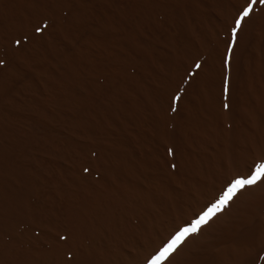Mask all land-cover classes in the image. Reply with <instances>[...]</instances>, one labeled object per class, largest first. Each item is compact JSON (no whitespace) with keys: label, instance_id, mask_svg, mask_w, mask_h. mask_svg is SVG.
<instances>
[{"label":"rangeland","instance_id":"obj_1","mask_svg":"<svg viewBox=\"0 0 264 264\" xmlns=\"http://www.w3.org/2000/svg\"><path fill=\"white\" fill-rule=\"evenodd\" d=\"M250 2L0 0V150L8 153L0 177H19L13 189L30 208L27 222L4 234L0 254L63 246L70 209L88 202L99 219L92 213L85 244L108 261L121 249L117 261L139 256L197 218L223 180L255 174L264 163L260 0L232 43Z\"/></svg>","mask_w":264,"mask_h":264},{"label":"bare ground","instance_id":"obj_2","mask_svg":"<svg viewBox=\"0 0 264 264\" xmlns=\"http://www.w3.org/2000/svg\"><path fill=\"white\" fill-rule=\"evenodd\" d=\"M179 8V7H178ZM180 25V24H179ZM190 30V29H189ZM188 30V31H189ZM190 32V31H189ZM183 34V33H182ZM181 34V35H182ZM183 36V35H182ZM188 36V35H187ZM189 37V36H188ZM173 38V37H172ZM189 44V43H188ZM187 44V45H188ZM182 46V45H181ZM170 48V47H169ZM175 52V51H174ZM181 57V56H180ZM184 57V55H183ZM175 60V59H174ZM173 63V62H172ZM170 67V66H169ZM224 69V68H223ZM238 73V71H237ZM176 75V74H175ZM201 78V77H200ZM206 81V80H205ZM207 83V82H206ZM205 83V84H206ZM210 83V82H209ZM244 83V82H243ZM202 85V84H201ZM171 86V85H170ZM204 88V87H203ZM205 91V90H204ZM257 91V90H256ZM214 92V91H213ZM263 92V91H262ZM166 93V92H165ZM211 93V91H210ZM235 93V92H234ZM164 94V93H163ZM263 94V93H262ZM242 95V94H241ZM124 96V95H123ZM218 96V95H217ZM234 96V95H233ZM262 96V95H261ZM149 97V96H148ZM260 97V96H259ZM250 98V97H249ZM263 98V97H262ZM253 99V98H252ZM209 100V104H212V98L208 99ZM207 100V101H208ZM211 100V101H210ZM217 100V99H216ZM238 100V99H237ZM142 101V100H141ZM146 101V100H145ZM263 101V100H262ZM113 102V101H112ZM147 102V101H146ZM138 103V102H137ZM252 103V102H251ZM264 103V102H263ZM262 103V104H263ZM208 104V105H209ZM210 104V106H211ZM250 104V103H249ZM257 104V103H256ZM260 103V105H262ZM111 105V104H110ZM163 105V104H162ZM117 106V105H116ZM141 106V105H140ZM161 106V105H160ZM209 106V108H210ZM137 107V106H136ZM142 107V106H141ZM245 107V106H244ZM259 107V106H258ZM264 107V106H263ZM128 108V107H127ZM151 108V107H150ZM207 108V107H206ZM242 108V107H241ZM261 108V106H260ZM237 109V108H236ZM254 109V108H253ZM113 110V109H112ZM207 110V109H206ZM256 110V109H255ZM140 111V110H139ZM245 111V110H244ZM248 111V110H247ZM131 112V111H130ZM165 112V111H164ZM211 112V111H210ZM156 113V112H155ZM212 113V112H211ZM243 113V112H242ZM251 113V112H250ZM132 114V113H131ZM253 114V113H252ZM261 114V113H260ZM263 114V113H262ZM261 114V115H262ZM213 115V114H212ZM245 115V114H244ZM115 116V115H114ZM124 116V115H123ZM126 116V115H125ZM135 116V115H134ZM156 116V115H155ZM162 117V116H161ZM165 117V116H164ZM197 117V116H196ZM262 117V116H261ZM241 118V117H240ZM253 118V117H252ZM263 118H264V114H263ZM198 119V118H197ZM242 119V118H241ZM248 119V118H247ZM254 119V118H253ZM88 120V119H87ZM234 120V119H233ZM89 121V120H88ZM199 121V120H198ZM264 121V120H263ZM80 122V121H79ZM118 122V121H117ZM195 122V121H194ZM246 122V121H245ZM257 123V122H256ZM263 123V122H262ZM204 125V124H203ZM261 125V122H260ZM259 125V126H260ZM94 126V125H93ZM157 126V125H156ZM188 126V125H187ZM190 126V125H189ZM258 125L254 127V129L257 130V127H259ZM262 126V125H261ZM260 126V127H261ZM92 128V127H91ZM188 128V127H187ZM206 128V127H205ZM237 129H239L238 127H236ZM247 128V127H246ZM162 129V128H161ZM253 129V131H254ZM183 130V129H182ZM262 130V128H261ZM252 131V132H253ZM258 131L259 128H258ZM239 132V131H238ZM263 132V131H261ZM260 132V133H261ZM160 133V132H159ZM240 133V132H239ZM255 133V132H254ZM162 134V133H161ZM258 134V132L256 133ZM263 134V133H261ZM260 134V136H261ZM254 136V134H253ZM252 136V137H253ZM258 136V137H260ZM239 137V136H238ZM248 137V134H247ZM264 137V136H263ZM163 139V137H161ZM160 138V139H161ZM221 138V137H220ZM245 138V137H243ZM242 138V139H243ZM250 138V137H249ZM173 139V138H172ZM256 139V138H255ZM253 138V140H255ZM259 139V138H258ZM240 140V139H239ZM264 140V138H263ZM171 141V140H170ZM223 141V140H222ZM245 142V140H243ZM248 141V140H247ZM162 142V141H161ZM235 142V141H234ZM250 142L251 138H250ZM262 143V142H261ZM264 143V141H263ZM239 144V143H238ZM247 144V143H246ZM256 144V142H255ZM243 145V144H242ZM241 146V145H239ZM246 146V145H245ZM254 146V145H252ZM260 146V145H259ZM263 146L262 148V153H261V157H263L264 159V144L261 145ZM257 145L255 146V150H256ZM261 148V147H260ZM253 149V148H252ZM222 151V149H220ZM258 150V147H257ZM253 151V150H251ZM255 152V151H254ZM126 153V152H125ZM244 153V152H243ZM249 153V152H248ZM251 153V152H250ZM258 153V152H257ZM260 153V152H259ZM120 155V154H119ZM126 156V155H125ZM251 157V155L248 156V158ZM256 157H260L256 156ZM260 157V158H261ZM238 158V157H237ZM253 158V157H251ZM8 159V153L5 150H0V170H4L7 169L6 167V162ZM244 159V158H243ZM130 160V159H129ZM254 160V159H253ZM257 160V159H255ZM254 160V161H255ZM243 160H241L242 162ZM245 161L247 162V160L245 159ZM183 162V161H182ZM253 162V161H252ZM136 163V162H135ZM252 164V163H251ZM110 165V164H109ZM112 165V164H111ZM132 165V164H131ZM246 165V163H245ZM255 165V164H254ZM10 167V166H9ZM250 167V166H249ZM248 167V168H249ZM254 167V166H253ZM11 169V168H10ZM9 170V168H8ZM129 170V169H128ZM191 170V169H190ZM251 170V169H250ZM129 172V171H128ZM18 173V172H17ZM1 174V171H0ZM6 176V175H5ZM15 176H17L15 174ZM125 177V176H124ZM19 177H0V243L3 241V236L4 234L7 235L6 232H10L9 230L14 229L16 226H20V223L23 222H27V213L26 211L28 210V203L26 202V197L27 194H20L13 189V184H12V180H16ZM24 178V177H23ZM28 178V176L26 177ZM25 178V179H26ZM238 178H244V179H248L251 177H233V179L231 178V181L229 179V181L227 180H223L222 183L220 184V186L218 187L217 191L215 192L214 196L215 200L210 203H203L200 205V212L197 218L192 219L191 223L187 224L185 222H182V225L179 227L177 225H179V223L175 226L178 227L177 230H172L173 233L169 234V230L166 231L167 234H169L167 236V234H163L164 236L163 239L161 237V239L154 240L151 243L149 242V246L146 247V249H144L145 251H143V253H141V255L136 256V254H133L135 256H131V252L129 253V257L124 256L123 258H120L119 261H117V259L120 257V255L122 256V249H121V254L119 251V257H117V259H110V261H108V259L106 260V258L104 256H102V258H99V255L97 254V250H94L92 247H90L89 245L85 244V240L86 237L90 234L91 232V222L90 219L93 216V207H91L88 202H85L87 204L84 203V205H81L80 207L77 208H71L69 211V223L71 226V230L69 231V233L67 234L68 238L65 244H63V246H52V248L50 250H39L38 252H35L33 254H28V255H24L23 258H19L16 257L15 255H13L10 252H2L0 254V264H151V261L153 259V257H155L159 251L165 247L167 245V243H169L180 231H182L184 228L187 227H191L192 224L194 223V221L196 219H198L201 215L204 214V212H206L209 208H211L213 205H215L225 194V192L227 191V189L230 187V183H232L234 180L238 179ZM24 179V181H25ZM207 179V178H206ZM23 179H20V181ZM29 180V179H27ZM23 182V181H22ZM21 182V183H22ZM26 182V181H25ZM23 182V183H25ZM196 182V181H195ZM207 183V182H206ZM73 184V183H72ZM16 185V184H14ZM22 184H20L21 186ZM24 185V184H23ZM26 185H28V183H26ZM31 185V184H29ZM129 185V183H128ZM205 185V184H204ZM130 186V185H129ZM113 187V186H112ZM112 187H109L112 189ZM134 187V186H133ZM199 187V186H197ZM202 187V186H201ZM206 187V186H205ZM204 187V188H205ZM212 187V186H211ZM18 188V187H17ZM23 188V187H22ZM29 188V187H28ZM106 188V187H105ZM141 188V187H140ZM208 188V187H207ZM210 188V187H209ZM208 188V190H210ZM27 189V187H26ZM85 189V188H84ZM89 189V188H88ZM142 189V188H141ZM213 189V188H212ZM211 189V190H212ZM90 190V189H89ZM94 190V189H93ZM105 190V189H104ZM124 190V189H123ZM211 190L209 192H211ZM103 191V190H102ZM192 191V190H191ZM197 191V190H196ZM23 192V190H22ZM26 192V191H25ZM24 192V193H25ZM86 192V191H85ZM110 192V191H109ZM128 192V191H127ZM208 192V191H207ZM206 192V193H207ZM213 192V191H212ZM211 192V195H212ZM27 193V192H26ZM94 193V192H93ZM100 193V192H99ZM111 193V192H110ZM184 193V192H183ZM193 193V192H192ZM196 193V192H195ZM31 194V193H30ZM90 194V193H89ZM101 194V193H100ZM109 194V193H108ZM194 194V193H193ZM202 194V193H201ZM26 195V196H25ZM29 195V194H28ZM75 195V194H74ZM95 195V194H94ZM127 195V194H126ZM129 195V193H128ZM144 195V194H143ZM159 195V194H158ZM200 195V193L198 194L197 192V196ZM207 195V194H206ZM204 195V196H206ZM98 196V200L101 201V199H99V194L96 195V197ZM105 196V195H104ZM103 196V197H104ZM133 196V195H132ZM147 196V195H146ZM145 196V197H146ZM154 196V195H153ZM187 196V195H186ZM195 195H192L191 197H193ZM202 196V195H201ZM209 196V195H208ZM29 197V196H28ZM95 202L96 203V199ZM102 197V198H103ZM150 197V195L148 196ZM152 197V196H151ZM196 197V196H195ZM203 197V196H202ZM101 198V195H100ZM108 199L110 197H107ZM112 198V197H111ZM114 198V197H113ZM198 200L199 197H196ZM201 198V197H200ZM199 198V200H200ZM208 197V200L209 201ZM87 199V198H86ZM91 199V197L89 198ZM93 199V197H92ZM105 199V198H104ZM128 199V198H127ZM150 199V198H149ZM187 199V198H186ZM202 199V198H201ZM113 200V199H111ZM115 200V199H114ZM118 200V199H117ZM192 200V199H191ZM80 201V200H78ZM87 201V200H86ZM119 201V200H118ZM121 201V200H120ZM77 202V201H76ZM84 202V201H83ZM82 202V203H83ZM99 202V201H98ZM96 203V205L98 206L100 203ZM111 201H109L110 203ZM193 202L194 199H193ZM78 203V202H77ZM92 203V202H91ZM103 203V202H102ZM105 203V202H104ZM118 203V202H117ZM185 203V202H184ZM190 203V202H189ZM93 204V203H92ZM111 204V203H110ZM115 204V203H113ZM120 204V203H119ZM127 204V203H126ZM107 205V204H106ZM105 205V206H106ZM124 205V204H123ZM155 205V204H154ZM153 205V206H154ZM79 206V205H78ZM95 206V205H93ZM100 206V205H99ZM96 207V208H100L101 209V213L102 211L107 212L103 207L104 210H102L101 206L100 207ZM107 207V206H106ZM113 207V206H111ZM118 207V206H117ZM197 207V206H195ZM32 208V207H31ZM170 208H172L170 206ZM169 208V209H170ZM198 208V207H197ZM30 209V208H29ZM100 209H96V211L100 210ZM109 209V208H108ZM126 209V208H125ZM168 209V210H169ZM67 210V208H66ZM110 210V209H109ZM167 210V212H168ZM171 210V209H170ZM169 210V211H170ZM173 210V209H172ZM175 210V209H174ZM174 210L171 211L174 213ZM177 210V209H176ZM175 210V211H176ZM194 210V209H193ZM178 211V210H177ZM176 211V212H177ZM189 211V210H188ZM186 211V213L188 212ZM196 211V210H195ZM32 212V211H30ZM48 212V211H47ZM112 211H109V213L107 214H111ZM150 212V211H149ZM184 212V211H183ZM181 212V213H183ZM33 213V212H32ZM42 213V211H41ZM50 213V212H49ZM54 213V212H53ZM135 213V212H134ZM138 213V212H137ZM178 213V212H177ZM186 213H184V215H186ZM37 213H34V216ZM94 214V213H93ZM99 211H98V215H99ZM125 214V213H124ZM132 214V213H131ZM168 214V213H167ZM172 214V213H171ZM191 214V213H190ZM46 215V214H45ZM97 215L94 214V216ZM101 215V214H100ZM103 217L105 216L104 214H102ZM101 215V216H102ZM137 215V214H136ZM142 215V214H141ZM159 215V214H158ZM177 214H174V216H176ZM193 215L195 216L196 214ZM31 213L29 215V218L31 217ZM40 216V215H39ZM48 216V215H47ZM109 216V215H108ZM113 214L110 216L111 218H115L112 217ZM155 216V215H154ZM162 216V215H161ZM161 216H158V219L161 218ZM165 218H168L167 216L169 215H164ZM173 216V217H174ZM37 217V216H36ZM109 217V219H111ZM124 217V216H122ZM156 217V216H155ZM172 218V216H169ZM188 217V216H187ZM196 217V216H195ZM40 217H38L39 219ZM50 218V217H49ZM97 218V216L93 217ZM101 218V217H100ZM106 218V217H104ZM163 218V216H162ZM186 218V217H184ZM37 219V218H36ZM52 219V218H50ZM92 219V221H94ZM99 219V218H97ZM103 219V218H101ZM113 219H111L110 221L107 220L108 222H111ZM117 219V218H116ZM141 219V218H140ZM170 219V218H169ZM178 219V218H177ZM183 219V218H181ZM188 219V218H187ZM31 220V219H30ZM30 220L28 222H30ZM35 220V218L33 219V221ZM43 220V219H42ZM147 220V219H146ZM155 220V219H154ZM163 220V219H162ZM171 220V219H170ZM190 220V219H189ZM188 220V221H189ZM44 221V220H43ZM42 221V222H43ZM102 221V220H101ZM157 221V220H156ZM164 221V220H163ZM175 221V219H174ZM179 220H177L176 222H178ZM183 221V220H180ZM179 221V222H180ZM187 221V222H188ZM32 222V220H31ZM54 222V221H53ZM63 223V221H61ZM100 222V220H99ZM104 222V221H103ZM101 222L102 225H104V223ZM118 222V221H117ZM116 222V223H117ZM173 222V219H172ZM171 222V223H172ZM33 223V222H32ZM39 223V222H38ZM41 223V221H40ZM57 223V222H56ZM55 223V224H56ZM107 223V222H106ZM162 223V221L160 220V224ZM34 224V223H33ZM32 224V225H33ZM100 224V223H99ZM100 224V226H101ZM113 224V222L111 223ZM141 224V223H139ZM167 224V223H166ZM170 224V223H169ZM23 225V224H22ZM30 225V224H28ZM31 225V226H32ZM44 225V224H41ZM143 225V224H142ZM147 223L144 225L145 227ZM158 225V224H157ZM156 228L159 227L160 225L157 226ZM173 225V224H171ZM18 226V227H19ZM47 226V225H46ZM62 226V225H61ZM60 226V227H61ZM65 226V225H64ZM98 226V224H97ZM127 226V225H126ZM129 226V225H128ZM143 226L142 229H144L145 227ZM152 226V225H151ZM166 226V225H165ZM33 227V226H32ZM43 227V226H42ZM58 227V225H57ZM104 227V226H103ZM107 227V226H105ZM131 227V225H130ZM150 227V226H149ZM147 227V231L148 228ZM169 227V225H168ZM59 228V227H58ZM151 228V227H150ZM153 228V226H152ZM17 229V228H16ZM28 229V228H27ZM30 229V228H29ZM141 229V231L143 232V230ZM167 229V228H166ZM165 229V230H166ZM176 229V228H174ZM40 230V229H39ZM103 230V229H102ZM117 230V229H116ZM126 230V229H125ZM165 230H162L164 233ZM29 231V230H28ZM31 231V229H30ZM29 231V232H30ZM95 231V229H94ZM127 231V230H126ZM130 231V230H128ZM133 231V230H132ZM137 231V230H136ZM151 231V230H150ZM16 232V230H15ZM15 232H13V234L15 235ZM28 232V233H29ZM33 232V231H32ZM99 232V230H98ZM97 232V234H98ZM153 232V231H152ZM64 233V232H63ZM96 233V231H95ZM129 233V232H128ZM150 233V232H149ZM10 234V233H8ZM19 234V233H18ZM17 234V236H18ZM25 234V233H24ZM27 234V233H26ZM32 234V233H30ZM118 234V233H117ZM120 234V233H119ZM118 234V235H119ZM125 234V232H124ZM123 234V235H124ZM145 234V233H144ZM144 234L142 235L141 233V237L143 239H145L147 236V234L144 236ZM154 233H152L153 237H156L155 235H153ZM28 235V234H27ZM127 235V234H126ZM140 235V234H139ZM16 236V235H15ZM16 236V237H17ZM120 236V235H119ZM118 236V237H119ZM137 236V235H135ZM134 236V237H135ZM14 238V239H18V238ZM22 237V235H21ZM26 237V236H25ZM90 237V235L88 236ZM121 237V236H120ZM123 237V236H122ZM130 237V236H129ZM12 238V237H11ZM150 238V237H149ZM7 239V238H6ZM93 238L92 240L95 241ZM141 239V238H139ZM148 239V238H147ZM146 239V240H147ZM156 239V238H155ZM9 240V239H8ZM21 240V239H20ZM150 240V239H148ZM10 241V240H9ZM13 241V239H12ZM19 241V240H18ZM18 241H15L18 242ZM147 242V241H146ZM92 243V242H91ZM56 244V243H55ZM94 244V243H93ZM147 244V243H146ZM57 245V244H56ZM83 245L84 249L81 250L79 247ZM110 245V244H109ZM119 245V244H118ZM82 246V248H83ZM109 247V246H108ZM111 247V246H110ZM109 247V248H110ZM97 248V247H96ZM108 248V249H109ZM118 248V246H117ZM129 248V247H128ZM2 249V248H1ZM10 249V248H9ZM23 248H20V250ZM107 249V250H108ZM116 249V248H115ZM26 250V249H25ZM28 250V248H27ZM111 250V248H110ZM118 250V249H117ZM120 250V249H119ZM101 251V249H100ZM112 251V250H111ZM110 251V252H111ZM116 251V250H115ZM126 251V250H125ZM129 251V250H128ZM20 252V251H19ZM22 252V250H21ZM25 253V251H23ZM108 252V251H107ZM109 253V252H108ZM18 254V253H17ZM21 254V253H20ZM69 254H72V256H69ZM112 254L109 253L108 256ZM117 254V253H116ZM131 254V255H130ZM118 255V254H117ZM113 257H116L114 255H112ZM103 257L105 258V260L103 259ZM108 258V257H107ZM111 258V255H110ZM112 260V262H111ZM117 261L115 263H113V261ZM166 264H264V181H260L258 182L256 185L253 186H247L245 187L243 190H241V192H239L237 194L236 197L233 198L232 201L229 202L228 206L220 213H218L212 221L209 222L208 225H205L201 228V230L195 234L190 235L186 241L176 250V252L169 258V260L166 262Z\"/></svg>","mask_w":264,"mask_h":264},{"label":"snow or ice","instance_id":"obj_3","mask_svg":"<svg viewBox=\"0 0 264 264\" xmlns=\"http://www.w3.org/2000/svg\"><path fill=\"white\" fill-rule=\"evenodd\" d=\"M260 2L264 3V0H260ZM256 4L257 0H251L249 6L243 9L242 13L237 19L235 28L232 30L233 44L235 43L237 30L241 28L245 19L250 17V15L253 13V6ZM41 30L42 29H38V31ZM196 67L199 68L200 66L196 65ZM176 99L178 100L179 96H177ZM260 181H264V163L257 166L256 172L251 176V178H238L234 180L223 197L215 205L204 212L203 215L196 219L191 227L184 228L169 243H167V245L163 247L155 257H153L151 264H166L169 258L190 235L199 232L203 226L208 225L218 213L222 212L228 206L229 202L232 201L233 198L236 197L239 192H241V190L247 186L256 185Z\"/></svg>","mask_w":264,"mask_h":264}]
</instances>
